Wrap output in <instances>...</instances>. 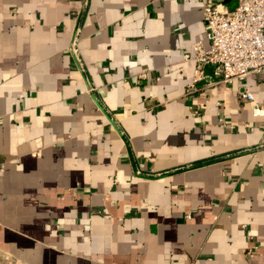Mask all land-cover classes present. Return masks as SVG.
I'll return each mask as SVG.
<instances>
[{
  "label": "crops",
  "instance_id": "0c3cea01",
  "mask_svg": "<svg viewBox=\"0 0 264 264\" xmlns=\"http://www.w3.org/2000/svg\"><path fill=\"white\" fill-rule=\"evenodd\" d=\"M204 4L0 0V264H264V70L186 91Z\"/></svg>",
  "mask_w": 264,
  "mask_h": 264
},
{
  "label": "built area",
  "instance_id": "2783aa9c",
  "mask_svg": "<svg viewBox=\"0 0 264 264\" xmlns=\"http://www.w3.org/2000/svg\"><path fill=\"white\" fill-rule=\"evenodd\" d=\"M203 18L208 45L198 41L193 44L192 54H185V58L195 61L187 92L196 89L195 84L202 78L205 65L212 66L227 82L241 81L249 73L264 70V0H237L236 7L231 10L204 4ZM76 37L72 40L71 51L77 57ZM77 61L80 64L79 57ZM239 97L253 100L252 93L244 87L239 91ZM252 111L258 115L263 108L254 105Z\"/></svg>",
  "mask_w": 264,
  "mask_h": 264
}]
</instances>
